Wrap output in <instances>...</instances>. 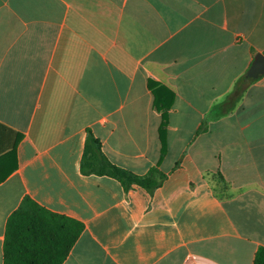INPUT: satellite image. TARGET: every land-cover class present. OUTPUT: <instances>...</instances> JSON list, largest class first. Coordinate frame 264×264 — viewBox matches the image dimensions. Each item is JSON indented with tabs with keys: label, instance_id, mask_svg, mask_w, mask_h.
Segmentation results:
<instances>
[{
	"label": "crops",
	"instance_id": "obj_1",
	"mask_svg": "<svg viewBox=\"0 0 264 264\" xmlns=\"http://www.w3.org/2000/svg\"><path fill=\"white\" fill-rule=\"evenodd\" d=\"M263 50L264 0H0V264L25 198L80 226L61 264H252L264 73L244 76ZM88 131L161 182L84 173Z\"/></svg>",
	"mask_w": 264,
	"mask_h": 264
},
{
	"label": "trees",
	"instance_id": "obj_2",
	"mask_svg": "<svg viewBox=\"0 0 264 264\" xmlns=\"http://www.w3.org/2000/svg\"><path fill=\"white\" fill-rule=\"evenodd\" d=\"M264 54V50H263ZM227 97L228 106H233L244 89L245 82ZM81 169L86 174L109 175L117 178L124 186L132 183L147 189L157 186L164 174L156 167L139 175L113 164L103 153L101 144L91 131L87 132L81 158ZM64 217L51 213L34 201L25 198L8 216L3 242V264H61L77 237L79 225L64 232ZM252 264H264V247L256 250Z\"/></svg>",
	"mask_w": 264,
	"mask_h": 264
},
{
	"label": "water",
	"instance_id": "obj_3",
	"mask_svg": "<svg viewBox=\"0 0 264 264\" xmlns=\"http://www.w3.org/2000/svg\"><path fill=\"white\" fill-rule=\"evenodd\" d=\"M263 73H264V55L262 53H257L255 55L253 63L250 65V67L245 73L244 80L246 82H251Z\"/></svg>",
	"mask_w": 264,
	"mask_h": 264
}]
</instances>
